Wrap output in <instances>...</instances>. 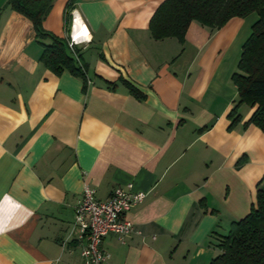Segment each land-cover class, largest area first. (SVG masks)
I'll use <instances>...</instances> for the list:
<instances>
[{
  "label": "crops",
  "instance_id": "1",
  "mask_svg": "<svg viewBox=\"0 0 264 264\" xmlns=\"http://www.w3.org/2000/svg\"><path fill=\"white\" fill-rule=\"evenodd\" d=\"M164 0H53L43 28L69 41L85 80L40 62L31 22L0 0V264H79L75 209L132 185L133 231L107 236L104 264H210L218 240L255 203L264 134L231 80L255 13L183 42L151 38ZM80 30L74 32L75 19ZM140 93L133 96L124 82Z\"/></svg>",
  "mask_w": 264,
  "mask_h": 264
},
{
  "label": "trees",
  "instance_id": "2",
  "mask_svg": "<svg viewBox=\"0 0 264 264\" xmlns=\"http://www.w3.org/2000/svg\"><path fill=\"white\" fill-rule=\"evenodd\" d=\"M75 1L69 0L65 7L66 28ZM7 5L31 22L36 42L42 46L40 62L45 68L56 75L66 71L85 80L86 65L74 58L69 41L43 28L53 0H8ZM252 13L257 14L258 19L242 46L237 70L231 76L238 101L228 117L229 127L233 128L240 119L238 109L245 104L253 108L246 124H253L264 134V0H164L150 18L149 32L156 41L175 38L183 42L192 22L218 30L230 19ZM73 51L78 54L76 49ZM123 82L133 96H141L134 86ZM215 247L219 252L210 264H264V176L257 184L256 202L249 213L233 222L228 234L221 237Z\"/></svg>",
  "mask_w": 264,
  "mask_h": 264
},
{
  "label": "built area",
  "instance_id": "3",
  "mask_svg": "<svg viewBox=\"0 0 264 264\" xmlns=\"http://www.w3.org/2000/svg\"><path fill=\"white\" fill-rule=\"evenodd\" d=\"M145 198L146 194L134 191L131 184L115 188L104 201L96 198L94 190L85 187L75 209V225L85 240L79 264H104L109 256L102 247L103 240L113 235L124 243L133 231L126 214Z\"/></svg>",
  "mask_w": 264,
  "mask_h": 264
},
{
  "label": "bare ground",
  "instance_id": "4",
  "mask_svg": "<svg viewBox=\"0 0 264 264\" xmlns=\"http://www.w3.org/2000/svg\"><path fill=\"white\" fill-rule=\"evenodd\" d=\"M74 32L75 33H77L78 32V30H80V20H79V18H76L75 19V22H74Z\"/></svg>",
  "mask_w": 264,
  "mask_h": 264
},
{
  "label": "clouds",
  "instance_id": "5",
  "mask_svg": "<svg viewBox=\"0 0 264 264\" xmlns=\"http://www.w3.org/2000/svg\"><path fill=\"white\" fill-rule=\"evenodd\" d=\"M5 230V226L3 224H0V232H3Z\"/></svg>",
  "mask_w": 264,
  "mask_h": 264
},
{
  "label": "rangeland",
  "instance_id": "6",
  "mask_svg": "<svg viewBox=\"0 0 264 264\" xmlns=\"http://www.w3.org/2000/svg\"><path fill=\"white\" fill-rule=\"evenodd\" d=\"M255 202H256V198H255ZM254 204H255V203H254ZM251 207H252V206H250V208H251ZM214 249L218 251V249H217L216 247H215ZM217 253H218V252H217Z\"/></svg>",
  "mask_w": 264,
  "mask_h": 264
}]
</instances>
